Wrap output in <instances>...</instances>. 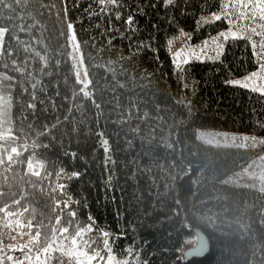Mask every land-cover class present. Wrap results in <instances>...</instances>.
<instances>
[{"label":"trees","instance_id":"1","mask_svg":"<svg viewBox=\"0 0 264 264\" xmlns=\"http://www.w3.org/2000/svg\"><path fill=\"white\" fill-rule=\"evenodd\" d=\"M221 11L253 27L240 0H0V227L13 264L58 256L56 244L101 262L264 264V94L225 83L259 70L260 37L178 68L167 48L180 29L221 32ZM193 230L209 250L183 260Z\"/></svg>","mask_w":264,"mask_h":264},{"label":"rangeland","instance_id":"2","mask_svg":"<svg viewBox=\"0 0 264 264\" xmlns=\"http://www.w3.org/2000/svg\"><path fill=\"white\" fill-rule=\"evenodd\" d=\"M253 24V27L260 25L261 23H264L260 21L259 17L255 19V21L251 20ZM229 27L232 28V30H236V25H228L226 26L222 31H226L229 29ZM257 31L259 32L260 29L257 27ZM4 30L0 28V46L2 44V36H3ZM220 33V32H219ZM212 35L211 37H207L201 41H197L194 37V31L190 29H180L175 35L171 36L167 40V48L170 53L172 62L173 57L177 53H181V56L185 52L189 53V60L191 59H197L196 55H191L192 49L196 48V54H200V52H203L204 59H211L213 56H215V45L212 43L213 39H219L220 41L223 40L222 37H218V34ZM231 38V37H229ZM208 41V46L206 48L201 49L200 46L202 42ZM71 55L74 59L77 76L80 81V83L84 86L87 84V77L85 75V69L81 60V56L77 47V43L74 40L73 36H71ZM179 60V58H178ZM197 60H203V59H197ZM182 62H179L178 64H174L175 68H178ZM251 74L241 76V77H235L233 79L243 80L245 77L250 76ZM257 83L259 81L257 80ZM197 137L199 140L203 141L204 143L211 144V145H232V144H243L244 143V134H238L234 132H227V131H220V130H198L197 131ZM39 165L34 163L30 171L31 172H38ZM195 242V239H194ZM57 251L59 253L63 252L66 255L70 257L71 262L74 264H136V261L133 260L130 262L129 259L120 260L117 259L115 256H113L112 253L109 252V255L106 260L104 261H96L94 259L93 255H87L82 250L78 249L75 244H72L70 247H61L60 245L56 244L49 248V252Z\"/></svg>","mask_w":264,"mask_h":264},{"label":"snow or ice","instance_id":"3","mask_svg":"<svg viewBox=\"0 0 264 264\" xmlns=\"http://www.w3.org/2000/svg\"><path fill=\"white\" fill-rule=\"evenodd\" d=\"M119 0H100L101 5H105L106 3H118ZM164 6H170L173 3V0H163ZM241 9L244 13H249V15L241 14L239 16L240 20L245 19H251L255 21L257 16L259 17L260 21L264 22V0H240ZM235 6V5H233ZM224 8H227L228 5H224ZM117 18L120 17L119 11L116 12ZM224 17V19L227 21V23L231 25H237L236 20H233L231 18V13L228 11H221V12H213L211 14L212 20H219L221 17ZM204 22L208 23V19L204 18ZM126 24L131 25L133 23V16L129 15L127 17V20L125 21ZM199 23V21H198ZM257 27L260 29V31H257ZM249 33L256 34L260 37L259 41V47L261 50V53H255L254 55H258L261 60H264V23H261L260 25H257L252 28H248L245 24H239L236 27V30H232L231 27H229L226 31H221L218 34V37H222L224 41H227L229 37L235 39L237 37L246 36L247 39L252 43L253 49L256 48V42L252 41V36ZM212 43L215 45V56L212 57V59L220 60L224 49V44L217 38L213 39ZM208 46V41L202 42V44L198 47L201 49L206 48ZM191 55H196L197 59H204L203 52L201 51L200 54H196V48L192 49ZM179 58V60H178ZM179 62H182L184 64L189 63V53L185 52L183 56H181V53H177L173 57V63L178 64ZM257 80L259 83H257ZM226 84L229 85H239L244 88H248L252 91L259 92L261 94H264V63H261L258 71H253L250 76L245 77L243 80L238 79H229L225 81Z\"/></svg>","mask_w":264,"mask_h":264},{"label":"built area","instance_id":"4","mask_svg":"<svg viewBox=\"0 0 264 264\" xmlns=\"http://www.w3.org/2000/svg\"><path fill=\"white\" fill-rule=\"evenodd\" d=\"M15 241V238L7 231L0 227V264H13L5 255L6 248ZM194 243L193 237L184 239L181 246L178 248V253L183 254L186 249L191 247ZM30 264H74L71 262L70 257L61 252L58 256L50 255L44 259L42 263H30Z\"/></svg>","mask_w":264,"mask_h":264},{"label":"water","instance_id":"5","mask_svg":"<svg viewBox=\"0 0 264 264\" xmlns=\"http://www.w3.org/2000/svg\"><path fill=\"white\" fill-rule=\"evenodd\" d=\"M193 236L195 237V243L193 246L185 250L182 255L183 260L201 258L206 255L209 250V241L203 232L193 230Z\"/></svg>","mask_w":264,"mask_h":264}]
</instances>
